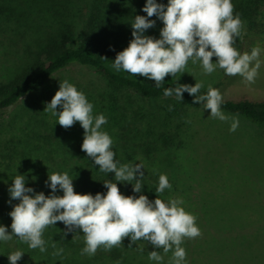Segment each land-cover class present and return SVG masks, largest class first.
<instances>
[{
    "label": "trees",
    "instance_id": "obj_1",
    "mask_svg": "<svg viewBox=\"0 0 264 264\" xmlns=\"http://www.w3.org/2000/svg\"><path fill=\"white\" fill-rule=\"evenodd\" d=\"M207 35L250 61L264 0H0V264H183L192 115L264 125V100L224 96L234 73L188 89L146 54Z\"/></svg>",
    "mask_w": 264,
    "mask_h": 264
},
{
    "label": "rangeland",
    "instance_id": "obj_2",
    "mask_svg": "<svg viewBox=\"0 0 264 264\" xmlns=\"http://www.w3.org/2000/svg\"><path fill=\"white\" fill-rule=\"evenodd\" d=\"M208 36L200 49L148 44L146 54L181 87H210L234 73L235 81L223 91L227 99L264 100V50L240 65L231 46ZM68 70L81 81H99L89 68ZM197 114L192 115L189 160L177 163L175 171L182 196L174 210L185 236L182 263L264 264V125L211 112L208 105Z\"/></svg>",
    "mask_w": 264,
    "mask_h": 264
}]
</instances>
